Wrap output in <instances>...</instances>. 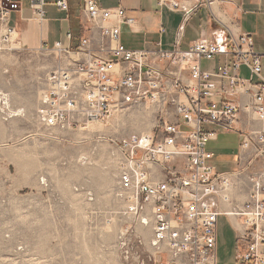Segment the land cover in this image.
<instances>
[{
    "label": "built area",
    "instance_id": "1",
    "mask_svg": "<svg viewBox=\"0 0 264 264\" xmlns=\"http://www.w3.org/2000/svg\"><path fill=\"white\" fill-rule=\"evenodd\" d=\"M157 1L172 11L181 9L173 0ZM56 6L67 10L68 2L57 0ZM32 7L42 20L43 0H33ZM18 9V3L0 0V48H10L14 40L9 20ZM84 12L91 33L76 49L60 44L41 49L55 53L59 64L46 76L40 122L74 130L106 123L119 111L146 115L149 132L129 133L119 142L118 196L123 215L149 232L145 247L154 264H218L222 216L236 235L239 252L233 264H264V168L220 172L206 149L220 132L232 131L244 112L260 127L242 136L243 155L253 150L264 165V78L251 36L215 35L187 50H130L120 41L122 27L135 25L125 10L84 0ZM217 58L223 61L214 71L201 68V61ZM239 193L246 196L242 203L235 198Z\"/></svg>",
    "mask_w": 264,
    "mask_h": 264
},
{
    "label": "rangeland",
    "instance_id": "2",
    "mask_svg": "<svg viewBox=\"0 0 264 264\" xmlns=\"http://www.w3.org/2000/svg\"><path fill=\"white\" fill-rule=\"evenodd\" d=\"M58 64L55 53L16 40L0 48V264H154L149 232L140 244L118 196L119 142L149 131L151 121L119 111L79 129L45 127L37 112ZM238 142L220 134L207 144L218 171L234 167L216 157L235 152ZM238 195L242 203L246 196ZM236 249L230 220L219 217L218 264H233Z\"/></svg>",
    "mask_w": 264,
    "mask_h": 264
},
{
    "label": "crops",
    "instance_id": "3",
    "mask_svg": "<svg viewBox=\"0 0 264 264\" xmlns=\"http://www.w3.org/2000/svg\"><path fill=\"white\" fill-rule=\"evenodd\" d=\"M12 1L19 4V9L10 14L9 23L15 30L16 42L25 49H51L55 44H60L63 48L74 50L91 33L85 18L84 0H67V10L57 8V0H43L42 20L35 18L33 0ZM173 1L177 2L181 9L172 11L157 0H97L102 8H121L135 20L134 26H123L121 29L120 41L130 50L170 51L175 47L187 50L193 42L213 40L215 35H249L253 40L254 50L260 54L264 78V0ZM67 32L71 33V39L66 37ZM222 61L220 58L212 62L201 61V68L214 71ZM165 63L158 62L160 67H164ZM241 75L249 76L246 69L241 70ZM227 97L240 103L245 101V97ZM247 119V114L240 112L233 130L220 132L213 140L217 141L220 134L237 135L239 140L235 152L229 151L216 157L222 163L234 165L230 170L220 172H234L249 166L248 170L251 171L264 168L259 160H255L253 150L243 155L240 146L242 136L260 127L259 123ZM241 155L244 158L239 162ZM248 157L251 158V165L247 163ZM237 199L241 201L243 197L237 195Z\"/></svg>",
    "mask_w": 264,
    "mask_h": 264
},
{
    "label": "bare ground",
    "instance_id": "4",
    "mask_svg": "<svg viewBox=\"0 0 264 264\" xmlns=\"http://www.w3.org/2000/svg\"><path fill=\"white\" fill-rule=\"evenodd\" d=\"M14 40H16V33L14 34V38H13ZM70 56L71 57H75V55H73V54H70ZM45 90V89H44ZM44 92V91H43ZM42 92V93H43ZM132 113V112H131ZM92 123H100V122H92ZM88 124H90V123H88ZM88 126V125H87ZM143 130L145 129V130H147L146 128H142ZM59 130V129H58ZM147 132H149V131H147ZM147 132H140V133H147ZM237 195L238 194H236V196H235V198H236V200L238 201V199H237ZM227 205H223V207H226ZM137 229H138V231H139V233L141 234V236H143L144 235V233H146V230L145 229H143L141 226L140 227H138L137 226Z\"/></svg>",
    "mask_w": 264,
    "mask_h": 264
}]
</instances>
